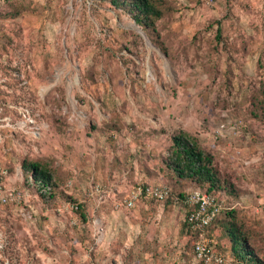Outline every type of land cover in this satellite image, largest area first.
<instances>
[{
  "label": "rangeland",
  "instance_id": "obj_1",
  "mask_svg": "<svg viewBox=\"0 0 264 264\" xmlns=\"http://www.w3.org/2000/svg\"><path fill=\"white\" fill-rule=\"evenodd\" d=\"M156 1L165 53L104 0H0V166L23 187L38 163L86 218L59 196L32 219L0 206V264H200L178 196L197 187L165 166L181 132L251 206L235 220L264 261V0ZM140 183L172 196L117 208Z\"/></svg>",
  "mask_w": 264,
  "mask_h": 264
},
{
  "label": "trees",
  "instance_id": "obj_2",
  "mask_svg": "<svg viewBox=\"0 0 264 264\" xmlns=\"http://www.w3.org/2000/svg\"><path fill=\"white\" fill-rule=\"evenodd\" d=\"M116 9L126 12L134 21V23L146 32L152 43L163 53L165 49L158 41L157 31L155 27L156 21L163 18L165 15L164 8L161 3L156 0H104ZM219 35V31L218 34ZM261 102V109L264 108V101ZM166 170L173 175L180 182H188L197 187V190L209 193L223 201L224 210L207 228L208 237L211 239L210 228L216 226L220 227L219 243L211 244L212 250L223 256L225 262L232 264H264V261L257 255L256 249L250 243V236L235 220V212L238 210H245L242 208L240 200L241 194L239 190L231 183V181L222 175L213 165V158L210 154L204 152L196 140L189 134L179 133L172 137V145L169 156L165 160ZM22 171L25 179L23 187L26 188L29 178L36 184L41 185L45 189H49L48 194H43L39 197L43 199L59 198L65 203H77L71 196H67L63 192L57 194V182L52 177L50 172L41 167L38 163L31 161H23ZM171 190V189H170ZM223 194L226 198H221ZM170 196L163 202H167ZM182 201L185 196L181 193L178 195ZM155 202V201H154ZM158 203V202H157ZM232 206H235L234 208ZM81 205L78 204V211L82 210ZM232 207V208H231ZM187 208V207H186ZM228 219L219 220L221 215ZM80 218L85 223L86 218L80 212ZM184 228L191 239L192 254L194 248L195 235L190 230L188 224L184 222ZM218 232V233H219ZM212 240V239H211ZM202 264L201 262H199Z\"/></svg>",
  "mask_w": 264,
  "mask_h": 264
},
{
  "label": "built area",
  "instance_id": "obj_3",
  "mask_svg": "<svg viewBox=\"0 0 264 264\" xmlns=\"http://www.w3.org/2000/svg\"><path fill=\"white\" fill-rule=\"evenodd\" d=\"M225 129V125L219 126L215 137L220 136ZM239 129L240 126L235 123L231 126V130L236 131V133H239ZM16 176H18V172L15 173ZM26 184V188L12 185L9 171L7 168L0 166V206H15L18 208L22 205L24 209H27L26 215L28 218L32 219L37 210L35 205L31 203V199L34 197L39 199L41 195L48 194L49 189L40 187L41 185L33 182L31 178L28 179ZM66 186L71 188L72 183L68 182ZM170 192L171 190L166 184L140 183L129 190L116 207L132 209L143 201L163 202L170 196ZM90 195L99 196V201H102L101 196H105V192L99 185H95L91 189ZM183 205L187 207L184 220L195 235L194 258L202 264H232L231 262H225L223 256L212 250V240L208 237L207 232V228L224 210L223 201L209 193L193 190L186 194ZM242 208L248 210L251 207L242 204ZM63 209L73 212L78 209V204L66 203L63 205ZM262 209L264 210V205Z\"/></svg>",
  "mask_w": 264,
  "mask_h": 264
},
{
  "label": "crops",
  "instance_id": "obj_4",
  "mask_svg": "<svg viewBox=\"0 0 264 264\" xmlns=\"http://www.w3.org/2000/svg\"><path fill=\"white\" fill-rule=\"evenodd\" d=\"M150 179L148 178V181H149ZM143 202H146V201H143ZM143 202L141 203H138L139 204V206H141V205H143ZM243 203V202H242ZM244 204V203H243ZM247 206H249V207H251L250 205H247ZM145 212H142L141 214H144Z\"/></svg>",
  "mask_w": 264,
  "mask_h": 264
},
{
  "label": "water",
  "instance_id": "obj_5",
  "mask_svg": "<svg viewBox=\"0 0 264 264\" xmlns=\"http://www.w3.org/2000/svg\"><path fill=\"white\" fill-rule=\"evenodd\" d=\"M142 32V31H141ZM145 36V35H144ZM146 37V36H145Z\"/></svg>",
  "mask_w": 264,
  "mask_h": 264
}]
</instances>
